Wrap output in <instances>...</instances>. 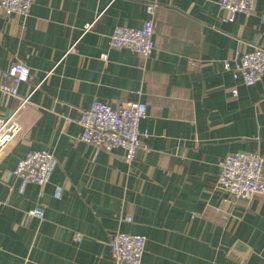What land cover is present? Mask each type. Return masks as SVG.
<instances>
[{
    "label": "crops",
    "instance_id": "crops-1",
    "mask_svg": "<svg viewBox=\"0 0 264 264\" xmlns=\"http://www.w3.org/2000/svg\"><path fill=\"white\" fill-rule=\"evenodd\" d=\"M218 1L33 0L26 17L0 11V74L16 62L30 70L17 98L0 94V116L38 87L0 155V264H116L115 231L145 237L141 264H264V195L236 201L215 186L227 155L264 159V78L246 87L223 67L264 47V0L232 23ZM147 21L150 56L110 47L115 27ZM94 100L146 105L132 162L78 140ZM40 150L57 161L50 182L22 184L13 170ZM34 208L43 219L26 217Z\"/></svg>",
    "mask_w": 264,
    "mask_h": 264
},
{
    "label": "built area",
    "instance_id": "built-area-1",
    "mask_svg": "<svg viewBox=\"0 0 264 264\" xmlns=\"http://www.w3.org/2000/svg\"><path fill=\"white\" fill-rule=\"evenodd\" d=\"M261 0H219L218 8L223 16L222 23H232L237 15L246 18L255 11ZM33 0H0V11L9 16L12 14L26 17L29 15ZM157 8L156 4L147 6L151 15ZM91 25L84 28L87 31ZM154 26L151 21L144 22L140 28L115 27L109 37V45L113 49L134 53L147 58L154 50ZM249 52H237L233 60L225 62L223 67L231 73L234 81L246 87H253L264 78V47L257 43L249 45ZM0 94L4 98H17L18 86L26 83L30 70L20 62L11 65L0 74ZM6 82H9L7 85ZM38 87L20 101L16 110L7 117L0 116V155L6 146L15 140L20 132L17 116L27 104L30 96ZM232 96L237 91L232 90ZM146 118V105L141 102L120 104L116 108L97 100L91 102L89 108L82 111L78 120L81 134L78 140L94 150L111 153L116 149L123 152L127 162H132L141 142L148 136L146 130L140 129L141 122ZM57 166V161L48 150L28 152L21 159L12 174L22 184H34L39 188L47 185ZM216 188L228 194L233 200L249 202L264 195V159L255 153H236L227 155L220 164L216 180ZM63 189L56 187L52 197L60 200ZM41 195V194H40ZM3 204L0 201V205ZM26 217L43 219L42 209H31ZM130 222L131 218H126ZM79 240V239H78ZM146 239L140 235L112 232L109 235L108 249L116 264H141Z\"/></svg>",
    "mask_w": 264,
    "mask_h": 264
}]
</instances>
